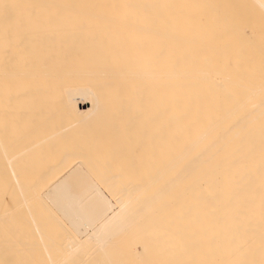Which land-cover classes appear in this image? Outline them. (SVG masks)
I'll return each instance as SVG.
<instances>
[{
    "label": "bare ground",
    "instance_id": "6f19581e",
    "mask_svg": "<svg viewBox=\"0 0 264 264\" xmlns=\"http://www.w3.org/2000/svg\"><path fill=\"white\" fill-rule=\"evenodd\" d=\"M53 104L57 107L52 111ZM49 113L61 119L57 123L61 122L62 139L59 124L50 114L55 120L52 130L57 128L55 136L68 137L69 143L75 120L87 123L90 119L104 120V124L92 126L97 125L100 134L102 129L104 134L121 128L146 138L142 141L148 151L143 157L149 163L142 166L145 161L141 160L145 170L142 175V170L137 173L141 178L124 197L130 221L140 227L144 255L133 264H264V0H0V145L5 142L2 135L8 138L6 143L12 138L6 136L16 119L32 117L30 124L34 119L35 125L26 128L34 131L31 135L42 134L33 130L40 120L38 125L50 130ZM46 131L47 137H40L49 142L55 137ZM78 138L79 142L82 138ZM127 144L131 146V142ZM54 145L49 147L53 153ZM58 147L56 154L61 152L57 153ZM71 150L72 156L77 149ZM133 157H129L131 161ZM4 159L15 180L17 174L9 167L13 160ZM57 164L56 168L52 165L55 171ZM49 165L50 172L44 168L47 174L52 172ZM42 175L36 177L41 180ZM1 178L0 184H5ZM12 182V188L16 187L11 188L12 195H22L19 199L26 210L24 215L12 213L11 217L9 201L12 206L20 203L18 198V203L3 196L0 199V264H81L76 259L87 240L78 241L68 233L72 239L59 240L53 237L56 232L50 236L48 222L56 217L49 221L44 217L54 214H41L45 221L41 223L47 219L44 234L28 230L36 238L23 231L24 225L18 229V222L26 224L37 214H31L34 202H42L37 198L33 205H24L25 186L19 195L17 181ZM36 183L41 191L39 181L26 187L36 192ZM4 186L5 194H1L8 198L9 188L3 191ZM12 207L18 209L19 205ZM14 217L21 219L18 230L11 228ZM115 218L116 214L107 218L100 231L104 233ZM40 221L32 223L38 226ZM34 249L42 251L35 254Z\"/></svg>",
    "mask_w": 264,
    "mask_h": 264
},
{
    "label": "rangeland",
    "instance_id": "374dc122",
    "mask_svg": "<svg viewBox=\"0 0 264 264\" xmlns=\"http://www.w3.org/2000/svg\"><path fill=\"white\" fill-rule=\"evenodd\" d=\"M83 102V101H82ZM54 104H55V102H54ZM53 104V106H50V110L52 109L51 107H53V109H52V111L53 110H55V108H54V106H56L57 107V105H54ZM50 114L51 113H49L48 115H47V122H48V119L52 116V114H51V116H50ZM53 116H54V114H53ZM52 116V117H53ZM41 117H43V116H41ZM40 117V118H41ZM51 117V119H52V121H51V119H50V124L49 123H47L45 120H43V123H44V121H45V123H47V124H49V125H52L53 124V126H50L51 127V129L50 130H48V131H46L45 130V128H43L44 127V125L41 123V125H43L42 127H41V125L39 124L38 125V123L39 122H42V120H40V118L39 117H37L38 118V120H40V121H38V123H37V121H36V119H35V122L37 123V128H31V129H33V130H35L36 129V131H39L40 133L42 132V134H44V132L43 131H46L45 133H50V134H52V135H50V134H47L48 135V137H49V135H50V137L52 136V138H54L53 140L51 139V141H53V143L56 145V147H58V149H57V153L59 152V151H63V147H67V152H65V150L61 153V152H59L58 154H56L55 153V151H56V147H55V145L54 144H50V142L51 141H47V140H45L44 139V137L46 136L45 134L44 135H42V134H38L39 132H35V133H37L38 135H40V136H44V137H40V136H35L36 134H33V135H31V131H30V129L29 130H27L26 128H29L30 127V125L31 124H33L32 123V121L34 120H32L31 121V124L29 123V121L32 119V117L29 119V118H27V119H29V120H27L26 121V119H24V120H22V118H20V120L19 119H16V120H13L12 122H11V126H10V135H9V133H8V136H6V137H9V136H12V138L11 137H9L10 139H9V141L7 140V143H6V139H8V138H5V136H3L2 135V139L5 141L4 143H3V145L5 144V146H3V145H0V160H1V158L3 159V162H2V160H1V163H0V166H1V164H2V166L0 167V169L2 170H0V173H3V168L5 169V173H3V174H5V175H3V174H0V176L5 180V184H8V182H9V184L8 185H5L4 184V182H2V181H4V180H2V178H1V184H0V194L1 193H4L5 194V192H2V188H3V186H4V189H3V191L6 189V188H9L10 190H11V188L12 187H14V184H12L11 185V183H10V181H13L15 184H16V181H17V183L18 184H16L17 185V188H18V190H19V193H20V190L22 189V187H24V189L26 190V188L30 185V186H32V183H33V185H35L34 183L35 182H38L39 181V185L41 184H43L42 186H41V191H40V186H38L37 185V183H36V192H35V190L34 189H29V188H27L28 190H27V193H25V191H23L24 189H22V194L24 193V195H25V198L27 199V197H29V196H31V197H29L27 200L28 201H25L26 199L24 198L23 200H24V205H25V203L26 202H31V205H33V202L34 201H36L35 199H39V201L40 202H42V203H39V202H34L35 204H36V207L33 205L32 207H34L33 209H35L34 211H32L31 210V207H30V203L28 204V205H26L28 208H29V211L31 212V214L33 213V212H36L37 211V217L39 218H37V217H34V215H35V213L34 214H32L33 215V217H34V219H37V221L39 222L40 220H41V217H44V216H42L41 214H47L48 212L49 213H51V214H49L48 213V215H52V214H54V215H52V216H46V217H44V220H45V218H49L48 219V221L50 220V218H53V216H54V218L56 217V218H58L57 220V222L55 221V223H54V220H56V218L53 220V219H51V222L49 221L48 223V227H49V229L48 228H46V224H47V219H46V223H41V221H43V220H41L40 221V223L41 224H38V226L36 225V224H34V223H32L33 222V220H32V215L30 216V215H28V214H30V212H28V214H27V212H26V214L28 215V218H29V216L30 217H32V218H30L31 220H28V222L29 221H31L30 223L33 225L34 224V226H35V230H34V228H32L33 226L32 225H30V227H28L29 225H27L26 226V224H29L28 222L25 224H22V222L23 221H21V219H19V218H15L16 219V222L14 223V220L15 219H13V218H11V221L13 222L12 223V225H11V228H13V230H18L19 228H20V226H23V231H25L29 236H30V234H32L31 232H29L30 230H33V232L34 233H36V230H38L37 231V234H39V232H40V234H41V232H45L47 229H48V234L50 235V234H52V236H53V234H54V232H56L55 233V235L53 236V237H55L56 236V238L57 239H61V240H69V239H72V238H74V239H76V240H78V241H84V240H87V246L83 249V251L79 254L80 256H78V258L76 259V261L77 262H80L81 264H83V262L85 263V264H133V262H136V261H138V260H140V257L142 258V257H144V255L142 254V251H141V245H140V241H139V237H140V233H139V231H140V227L138 226V225H135V224H137V222L135 221V223L133 224L132 223V221H130V219H131V217H128V210L124 207V204L126 203V192H127V189H128V191L130 190V192L132 191L131 189H135V187H132V186H134V181H135V183L136 182H138V180L141 178L140 177V175H142L143 174V171L145 170V167H146V165H148V163L149 162H147L146 160H148V159H146V158H144L143 156H145V154H146V156H147V152H145V151H148V149H147V147H146V141H142V140H144V139H146V138H144V137H142L141 136V134H139L137 131H124L123 129H121V128H119V129H115V130H110V131H108V132H110L109 134H106V133H108L107 131H104L105 133V136L106 137H104L103 138V136H104V134H103V129H102V133L100 134L99 132H100V130L99 129H96L98 126V124L99 125H101L103 122H104V120H99V119H96V122H95V119H90L89 121H87V123L86 122H82V123H80L79 121V125H77V123L78 122H76V120H75V123H74V126H71L70 128L72 129L73 127L75 128V126H76V129H74L73 128V130H74V132L72 133V136H71V134H70V136L72 137V139L70 140V143H69V139L70 138H65V139H63V140H66V142L64 143V142H61V141H63V140H61L62 139V132L61 131H63L62 129H61V127H60V124H61V122H59V123H57V120H58V116H54V118L56 119V122H55V120H54V118H52ZM57 117V118H56ZM41 119H43V118H41ZM17 120H19V121H17ZM21 120H22V122H21ZM60 121H61V119H59ZM58 120V121H59ZM15 121H16V123H15ZM107 121V120H106ZM23 122L26 124H23ZM34 122V121H33ZM54 122L56 123V124H59V125H57L56 127H58V131H60L59 132V137L61 138H58V134L55 136V133H56V129H53L52 130V128L53 127H55V125H54ZM70 122H73V121H70ZM89 122H91V123H89ZM99 122V123H98ZM102 122V123H101ZM23 124V125H20L21 127H23V128H20V129H22V130H20L19 129V125L17 126V124ZM84 123H86L85 125H84ZM95 123L97 124L95 127H93L92 128V126H94L95 125ZM105 123V122H104ZM103 123V124H104ZM71 124V123H70ZM76 124V125H75ZM33 125H35V123L33 124ZM49 125H47V127L49 126ZM71 125H73V124H71ZM87 125H88V128H87ZM25 126H28V127H25ZM32 126V125H31ZM40 126V127H39ZM46 126V125H45ZM80 126V127H79ZM90 126V127H89ZM14 127H16V128H14ZM18 127V128H17ZM49 127V128H50ZM60 127V128H59ZM78 127V128H77ZM83 127V128H82ZM38 128H39V130H38ZM12 129V130H11ZM17 129H19V130H17ZM23 129H24V133H23ZM48 129V128H47ZM71 129L68 131V135H69V133H71L70 131H71ZM84 129H86V130H84ZM93 129H94V131H93ZM41 130V131H40ZM52 130V131H51ZM72 130V131H73ZM77 130V131H76ZM84 130V131H83ZM26 131H29L28 133L26 132ZM51 131V132H50ZM54 131V132H53ZM65 132L64 133H66V130H64ZM81 131V132H80ZM90 131H92V132H90ZM97 131H98V133H97ZM13 132H14V136L12 135L13 134ZM19 133L18 135H16L17 133ZM32 132H34V131H32ZM96 132V133H95ZM20 133H23V134H26V136H28V135H31L33 138H30V136L29 137H24V135H22V134H20ZM60 133H62V134H60ZM75 133V134H74ZM79 134V135H77V134ZM74 134V135H73ZM87 134V135H86ZM88 134H90L93 138H95L96 140H98V142L99 143H96V141H94V139H90L91 137H90V135H88ZM93 134V135H92ZM20 135V136H19ZM65 135V134H64ZM64 135H63V137H64ZM66 135H67V133H66ZM76 135V136H75ZM94 135H97V136H95L94 137ZM98 135H100L101 137H102V139H105L104 141L103 140H99V139H101V137L99 138L98 137ZM23 136V137H22ZM78 136L80 137V138H82V139H80L81 140V142H80V140H79V142H78V140L77 139H79L78 138ZM85 136H87V138L85 137ZM107 136H109V137H107ZM15 137V138H14ZM18 137H20V138H18ZM25 138L24 140H21L22 138ZM34 137H35V139H34ZM40 137V138H39ZM47 137V136H46ZM45 137V138H46ZM66 137V136H65ZM77 139H76V138ZM89 137V138H88ZM97 137V138H96ZM14 138V139H13ZM18 138V139H17ZM38 138V139H37ZM43 138V141H46V142H48V143H45V145L43 144V141L41 140ZM12 139V140H11ZM15 139H16V141H15ZM20 139V140H19ZM30 139V140H29ZM31 139H32V141L33 140H36L37 142L38 141H40L41 140V142L39 143V144H37L36 143V141H34V142H32L31 141ZM58 140V142H57V140ZM75 139L77 140L76 142H75ZM87 139V140H86ZM108 140V142H107V140ZM17 140H19L18 142L21 144V146H19L20 144H18V142H17ZM27 140H29L28 142H27ZM49 140V139H48ZM89 140V141H88ZM11 141H13V142H11ZM24 141V142H23ZM54 141H56V142H54ZM93 141V142H92ZM103 141V142H102ZM15 142V143H14ZM22 142L24 143V144H22ZM73 142H74V145L76 146L77 144L79 145V147H77V148H74L73 147ZM100 142H102V143H100ZM128 142H131V146H128ZM9 143H10V145H9ZM11 143H13V144H11ZM28 143V144H27ZM58 144V146H57V144ZM59 143H61V145H62V150L60 149V147H61V145L59 144ZM66 143H69L68 145H72L71 147L70 146H68V145H66L65 146V144ZM95 143V144H94ZM15 144H17V145H15ZM41 144H42V146H43V148H42V146H41ZM49 146H48V145ZM99 144V145H98ZM135 144V145H134ZM8 145V148L6 147ZM12 145H14V146H12ZM54 145V153H55V155H54V153L52 152V149H49V147H51L52 148V146ZM77 145V146H78ZM96 145V146H95ZM136 145H138V146H136ZM11 146V147H10ZM94 146V147H93ZM134 146V147H133ZM139 146H141L142 147V149H141V147H139ZM144 146V147H143ZM10 147V148H9ZM19 147V148H18ZM29 147H30V149H29ZM48 147V148H47ZM71 149H74V150H76L75 152H73V154H72V156L70 155V148ZM73 147V148H72ZM101 147V149H97L98 150V152L95 150L96 148H100ZM104 147V148H103ZM12 148V149H11ZM14 148V149H13ZM42 148V149H41ZM45 148V149H44ZM47 148V149H46ZM68 148H69V150H68ZM109 148V149H108ZM132 148V149H131ZM10 150V152H9V150ZM49 149V150H48ZM103 149V150H102ZM144 149V150H143ZM11 150H13L14 152H11ZM18 150V151H17ZM43 150H46V151H43ZM91 150V151H90ZM93 150H95L96 152H94ZM142 150V151H141ZM48 151V152H47ZM72 151V150H71ZM8 152V153H7ZM16 152H17V154H16ZM90 152L92 153V154H90ZM106 152H108V153H106ZM140 152H141V154H140ZM144 152V153H143ZM7 153V154H6ZM11 153V154H10ZM53 154L54 156L52 157V156H50L49 154ZM94 153V154H93ZM125 153H127V154H125ZM14 154H16V155H14ZM51 154V155H52ZM130 154L132 155V156H130ZM5 156H7L8 158H9V160L10 159H12L13 160V162L11 161V163L13 164V165H10L9 167H10V169L13 167V171H15V173L17 174L16 176L17 177H19L20 179H21V181H20V179L18 178V180H16V178H15V180H13L12 178L13 177H15V176H13L12 177V175H15V174H13L14 172H11L12 170H9L6 166H7V164H6V162L4 161L5 159H4V157ZM59 156V157H58ZM127 158H126V157ZM133 156H137L136 158L137 159H135ZM145 156V157H146ZM11 157V158H10ZM19 159H18V158ZM57 157V158H56ZM132 159V157H133V160L131 161L130 160V158ZM143 157V158H142ZM54 158H56V160L58 161V162H55L56 160L54 159ZM141 158V159H140ZM35 159V160H34ZM59 159V160H58ZM135 159V160H134ZM8 160V159H7ZM19 160V161H18ZM55 160V161H54ZM137 160H139V161H137ZM141 160L142 161H145V162H147V164L145 163V162H142L143 163V165L142 166H145V167H142V166H140L141 164H139L140 162H141ZM33 162H35L34 164H32ZM45 162H48V164L46 163L45 164ZM78 162V163H77ZM7 163H8V161H7ZM10 163V162H9ZM39 163V164H38ZM56 164V163H58L57 164V166L59 167V169H56L57 171H55V169L53 170V167L55 166L54 164ZM19 164V165H18ZM35 164H36V166H35ZM38 164V165H37ZM45 164V165H44ZM49 164H51V167H52V165H54L53 167H52V172L51 173H49L50 174V177H49V179L47 178L48 177V175L49 174H47L46 172H45V170L46 169H44V168H47V170H49L48 168H49ZM138 165V166H140V168L138 167H136V169L135 170H133V172H132V169H134L133 167V165ZM9 165V164H8ZM26 165V166H25ZM39 165L41 166V167H39ZM45 167H44V166ZM46 165H48V167H46ZM135 165V166H136ZM7 168V172L9 173H7L6 172V168ZM20 166H21V168H20ZM31 166H33V168L31 167ZM39 168H38V167ZM133 166V167H132ZM16 167H19V168H16ZM26 167H27V169H29V170H27L26 171ZM31 169H30V168ZM37 167V168H36ZM42 167H43V169H42ZM107 167V168H106ZM129 169V173H132V174H134V175H131V174H129L127 171H128V169ZM16 168V169H15ZM25 170H24V169ZM55 168H56V166H55ZM106 168V169H105ZM131 168V169H130ZM20 169H23V170H20ZM39 169H41V170H44V172H45V174L41 171V170H39ZM125 169H127V170H125ZM140 169V170H139ZM142 169H144V170H142ZM31 170V171H30ZM34 170V171H33ZM59 170V171H58ZM138 172H137V171ZM142 170V171H141ZM19 171V172H18ZM37 171V172H36ZM40 171H41V173H40ZM109 171V172H108ZM142 173H141V172ZM12 173V175H11V173ZM18 172V173H17ZM32 172V173H31ZM34 172V173H33ZM48 172V171H47ZM49 172H50V170H49ZM54 172V173H53ZM58 172V173H57ZM98 172V173H97ZM103 172V173H102ZM122 172H124V173H126V175L124 176V173H122ZM136 172V173H135ZM140 172V175H138L137 173H139ZM6 173H7V176H6ZM38 173V174H37ZM55 173L56 174H58L59 175V177H58V175H55ZM35 174V175H34ZM39 174L41 175V174H43L44 175V177H42V176H40V177H42V178H45L46 177V174H47V177L44 179V180H42V178H41V180H39L38 179V177H39ZM61 174V175H60ZM123 174V175H122ZM129 174V175H128ZM35 177H34V176ZM108 175V176H107ZM135 175H136V178H137V176H138V179H136L135 178ZM33 178H32V177ZM36 176H38V177H36ZM51 176H53L52 178H51ZM56 176V177H55ZM123 176V177H122ZM127 176H130L131 177V179H129V177H127ZM132 176H133V180H132ZM12 177V178H11ZM27 177V178H26ZM58 177V178H57ZM140 177V178H139ZM7 178H9L8 180H10V181H8L7 180ZM54 178H55V180H54ZM112 178V179H111ZM122 178H123V180H122ZM33 179V180H32ZM34 179H37L36 181L34 180ZM53 179V180H52ZM125 179V180H124ZM129 179V180H128ZM30 180H32V181H30ZM50 180V181H49ZM117 180V181H116ZM24 182V184H23V182ZM33 181H35V182H33ZM54 181V182H53ZM123 181V182H122ZM12 182V183H13ZM22 182V184H20V183ZM25 182H27V183H29V184H25ZM42 182V183H41ZM44 182H45V184H44ZM49 184H48V183ZM119 184H118V183ZM131 183V185L130 184H127V183ZM55 183H57V185L55 186V188H53L52 187V184H55ZM100 183V184H99ZM109 183V184H108ZM115 183V184H114ZM116 183H117V185H116ZM126 183V184H125ZM3 184V185H2ZM107 184V185H106ZM112 184V185H111ZM123 184V185H122ZM10 185V186H9ZM18 185H20V187H18ZM28 185V186H27ZM49 185V186H48ZM115 185V186H114ZM119 185H120V187H119ZM127 185H128V188H126L127 187ZM8 186V187H7ZM22 186V187H21ZM27 186V187H26ZM38 186V187H37ZM47 187V189H46V187ZM102 186V187H101ZM105 186V187H104ZM114 186V187H113ZM125 186V187H124ZM44 187V188H43ZM118 187V188H117ZM32 188V187H31ZM35 188V187H34ZM38 188V189H37ZM9 189H7V191H6V195H8L9 194V196H8V198H7V196H4L3 194H1L0 195V199H2V196H3V199H5L6 198V200L7 201H9L10 199L11 200H14V201H16L17 202V200H19L18 202H20V200L21 199H19V198H21L22 197V195H21V193L19 194V195H21V196H19V198H18V195H17V198H16V194L18 193H15L14 191H13V194L15 193V195H12V190L10 191ZM13 190H15L16 189V187H15V189L14 188H12ZM105 189V190H104ZM115 189V190H114ZM117 189H119V190H117ZM126 191H125V190ZM133 189V190H134ZM29 190H30V192H29ZM34 192H33V191ZM10 191V192H9ZM38 191L40 192V196H39V193H38ZM33 192V193H32ZM99 192V193H98ZM107 192V193H106ZM8 193V194H7ZM29 193H32V195H34V194H36L35 196H36V198H34V197H32V195L31 194H29ZM38 193V194H37ZM121 193H123V194H121ZM11 194V195H10ZM26 194H28V195H26ZM128 194H129V192H128ZM135 195L136 194H134V195H132L133 197H135ZM12 196H14L13 198H11ZM27 196V197H26ZM24 197V196H23ZM125 197V198H124ZM34 198V199H33ZM41 198H42V200H41ZM9 199V200H8ZM17 199V200H16ZM30 200V201H29ZM7 201H5V202H7ZM4 202V203H5ZM9 202H11L12 203V201H9ZM17 202V203H18ZM22 202V201H21ZM21 202L20 203H18V204H16L15 202V205L13 204L12 206H18L19 205V208H23L24 206H23V202H22V206H21ZM1 203V202H0ZM8 203V202H7ZM11 203H10V205L8 206L9 208H8V212H9V215L10 214H12L13 216H14V214L16 215H19V216H21L20 214H18V213H23V215H24V213H25V211L24 210H26L25 208H23L22 210L24 211V212H21V209L19 210V208L18 209H14L12 206H11ZM123 203V204H122ZM9 204V203H8ZM27 204V203H26ZM38 204H40L39 206H38ZM42 205H44L45 207H46V209H45V207L43 206V208L45 209V211L43 210V208L41 207ZM25 206V207H26ZM123 206V207H122ZM15 207V208H16ZM26 207V208H27ZM39 207V208H38ZM48 207L50 208V209H48ZM122 207V209H120ZM12 208V209H11ZM11 209V210H10ZM119 209V210H118ZM12 210H14V211H12ZM49 210V211H48ZM12 211V212H11ZM20 211V212H19ZM27 211H28V209H27ZM39 211V212H38ZM44 211V212H43ZM47 211V212H46ZM51 211V212H50ZM14 212H16V213H14ZM42 212V213H41ZM118 212V213H117ZM40 213V214H39ZM26 214H25V216H23V217H26ZM114 214H116V218H115V220L111 223V225H109V227L108 228H106V231L103 233V231H100V229H99V227L101 226V224L107 219V218H109L110 216H112V215H114ZM12 215H10L11 217H13ZM16 215V216H17ZM35 215V216H36ZM41 215V216H40ZM102 217H104L103 219H102ZM21 218V217H20ZM27 218V219H28ZM24 219V221H26L25 219L26 218H23ZM22 219V220H23ZM60 219V220H59ZM18 220L19 221H21V222H18ZM52 220H53V222H52ZM59 221H61V222H59ZM17 222H18V224H17ZM43 222H45V221H43ZM21 225H20V224ZM35 223H37L36 221H35ZM59 223H60V225H59ZM100 223V224H99ZM16 224H17V227H18V229H17V227H16ZM45 224V225H44ZM54 224H56V225H54ZM44 225V226H43ZM49 225H51L52 226V228L54 227V230H52L51 228H50V226ZM59 225V226H58ZM133 225H135V226H133ZM36 226L38 227V229L36 228ZM41 226V227H40ZM56 226H58V228H56ZM116 226V227H115ZM26 227V228H25ZM40 227V228H39ZM96 227V228H95ZM41 228L43 229L42 231H39V229L41 230ZM44 228L46 229V230H44ZM59 228L61 229V231L59 230ZM25 229V230H24ZM30 229V230H29ZM55 229H57L56 231H55ZM21 230V229H20ZM29 230V231H28ZM49 230H51L53 233H49V232H51V231H49ZM59 230V231H58ZM70 230V231H69ZM94 230H95V232H94ZM44 232H43V234H44ZM58 232L60 233H63L62 235H60V234H58ZM88 232V233H87ZM30 233V234H29ZM34 233L31 235V237H33L34 236ZM70 234L71 235V237H70V235H68V234ZM90 233V234H89ZM92 233V234H91ZM36 234V235H37ZM51 236V235H50ZM62 236H64V237H62ZM94 236V237H93ZM101 236V237H100ZM35 237V236H34ZM37 237H39V236H37ZM66 237V238H65ZM91 237V238H90ZM36 238V237H35ZM63 238V239H62ZM84 239V240H83ZM124 241V242H123ZM128 242V243H127ZM38 243H40V245H41V242L40 241H38ZM126 244V245H125ZM128 244H129V246H128ZM38 246H39V244H38ZM42 246V245H41ZM40 246V247H41ZM99 246V247H98ZM116 246V247H115ZM124 246V247H123ZM127 247V248H126ZM130 247V248H129ZM38 249H39V247H37ZM43 248V247H42ZM100 248H101V250H100ZM92 250L91 252L90 251H88V250ZM124 249V250H123ZM132 249V250H131ZM36 251H38L37 249L35 250L34 249V253L36 252ZM40 251V252H39ZM38 252L39 253H41V251L42 250H39ZM134 251H135V253H134ZM38 252H36V253H38ZM90 252V253H89ZM103 252V253H102ZM35 253V254H36ZM38 253V254H39ZM86 253V254H85ZM88 253V254H87ZM86 256V257H85ZM88 256V257H87ZM92 256V257H91ZM87 258H89L88 260L85 259ZM36 259V258H35ZM80 259H81V261H80ZM84 260V261H83ZM86 261V262H85ZM89 261V262H88ZM131 261V262H130Z\"/></svg>",
    "mask_w": 264,
    "mask_h": 264
}]
</instances>
